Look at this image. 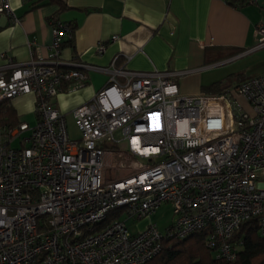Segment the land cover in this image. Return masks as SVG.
<instances>
[{"label":"built area","instance_id":"built-area-1","mask_svg":"<svg viewBox=\"0 0 264 264\" xmlns=\"http://www.w3.org/2000/svg\"><path fill=\"white\" fill-rule=\"evenodd\" d=\"M0 14H12L9 0ZM51 34L46 59L6 57L0 68V102L31 95L36 117L0 126V264H147L163 242L197 234L214 258L233 261L243 222L258 217L264 234V74L220 95L187 96L175 73L130 71L119 57L106 68L62 69L70 29L56 21ZM256 35L253 50L264 48V22ZM87 70L109 78L72 111L74 141L50 100L85 86ZM117 150L129 173L104 179ZM163 204L174 217L164 232L154 223L129 232L128 220Z\"/></svg>","mask_w":264,"mask_h":264},{"label":"crops","instance_id":"crops-1","mask_svg":"<svg viewBox=\"0 0 264 264\" xmlns=\"http://www.w3.org/2000/svg\"><path fill=\"white\" fill-rule=\"evenodd\" d=\"M55 1L60 3L9 0L12 14H0V68L6 57L19 63L46 59L56 21L70 29L63 36L62 69L79 64L106 68L119 57L118 64L130 71L175 73L179 91L187 96L225 93L227 88L208 89L215 82L209 84L201 72L260 50L253 48L256 27L264 22V0L239 9L223 0ZM113 36L118 39L112 41ZM98 44L103 45L101 53H97ZM86 74L82 89L63 90L50 100L56 110L71 114L89 102L109 78L104 71L87 70ZM9 104L19 119L34 114L31 95L19 96ZM125 170L121 174L129 173Z\"/></svg>","mask_w":264,"mask_h":264},{"label":"trees","instance_id":"trees-1","mask_svg":"<svg viewBox=\"0 0 264 264\" xmlns=\"http://www.w3.org/2000/svg\"><path fill=\"white\" fill-rule=\"evenodd\" d=\"M229 6L242 8L255 0H223ZM54 3H60L51 0ZM212 84L208 89H219ZM21 122L7 101L0 102V126H13ZM233 240L240 242L233 261L216 259L205 246L204 234L185 239H169L163 242L161 251L147 264H264V234L260 232L258 217H251L241 224Z\"/></svg>","mask_w":264,"mask_h":264},{"label":"rangeland","instance_id":"rangeland-1","mask_svg":"<svg viewBox=\"0 0 264 264\" xmlns=\"http://www.w3.org/2000/svg\"><path fill=\"white\" fill-rule=\"evenodd\" d=\"M203 78L209 81V84L215 82L221 88H227L225 90L231 89L235 87L237 84L241 83L244 80L256 77L258 75L264 74V49H260L254 51L246 56L233 59L226 63H218L217 66L209 68L201 72ZM84 87V86H83ZM80 87L74 91H78L82 89ZM63 93H59L61 95ZM95 96V95H94ZM93 96V97H94ZM92 97V98H93ZM84 105V104H83ZM82 106V105H80ZM78 106V107H80ZM76 107V108H78ZM74 108L73 110H75ZM72 110V111H73ZM61 114H68L60 111ZM20 121L28 122L29 124L35 123V115L33 113H29L23 117H20ZM67 121V132L71 140L77 141L80 139V133L74 123V119L72 114H68L66 116ZM12 148L19 147V140L13 141L11 144ZM122 151L113 152L111 157H108L113 164L112 168H104L103 169V177L114 178L116 176H121L125 173L129 166L126 162L123 161ZM173 210L170 205L163 204L154 215L150 217H145L138 221L128 220L126 222V226L131 234H137L148 227L149 224H156L160 231L164 232L167 227L171 225L173 222Z\"/></svg>","mask_w":264,"mask_h":264}]
</instances>
